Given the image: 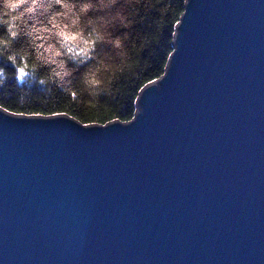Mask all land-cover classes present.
<instances>
[{"label": "water", "instance_id": "1", "mask_svg": "<svg viewBox=\"0 0 264 264\" xmlns=\"http://www.w3.org/2000/svg\"><path fill=\"white\" fill-rule=\"evenodd\" d=\"M128 123L0 107V264H264V0H187Z\"/></svg>", "mask_w": 264, "mask_h": 264}, {"label": "trees", "instance_id": "2", "mask_svg": "<svg viewBox=\"0 0 264 264\" xmlns=\"http://www.w3.org/2000/svg\"><path fill=\"white\" fill-rule=\"evenodd\" d=\"M186 3L0 0V107L27 116L62 113L83 125L130 122L140 91L166 72ZM60 30L88 40V55L64 52Z\"/></svg>", "mask_w": 264, "mask_h": 264}, {"label": "snow or ice", "instance_id": "3", "mask_svg": "<svg viewBox=\"0 0 264 264\" xmlns=\"http://www.w3.org/2000/svg\"><path fill=\"white\" fill-rule=\"evenodd\" d=\"M54 2L56 4H60L62 2V0H54ZM8 6L15 8V7H18V4L17 3H10ZM88 7H89V5H85L84 9L87 10ZM73 23H75V21H73ZM54 27H56V26L54 25ZM65 27H67V26H65ZM51 30L52 29H49V31H51ZM56 34L61 38L59 43H60V46L64 52H70L73 54V56H77V55L87 56L88 52L91 50V48L89 47V41L86 39H83V37H81L79 33H73V32L60 30ZM12 35L15 36L16 33L13 32ZM78 39H80V41L83 43L84 47H80L79 44L74 43ZM92 43L94 44L95 41H93ZM55 54L57 56H59L62 54V52L57 51ZM9 59L12 60L13 62H15L17 60V57H9ZM19 71L21 73V76H23L24 75V68L21 67L19 69ZM17 114L22 115L23 113H17ZM60 114H62V113H58V115H60Z\"/></svg>", "mask_w": 264, "mask_h": 264}, {"label": "clouds", "instance_id": "4", "mask_svg": "<svg viewBox=\"0 0 264 264\" xmlns=\"http://www.w3.org/2000/svg\"><path fill=\"white\" fill-rule=\"evenodd\" d=\"M116 2V0H111V3H115ZM102 3H103V0H102ZM89 7H90V5H89Z\"/></svg>", "mask_w": 264, "mask_h": 264}]
</instances>
